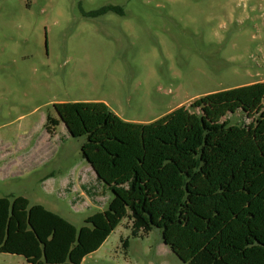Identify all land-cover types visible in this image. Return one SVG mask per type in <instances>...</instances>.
Masks as SVG:
<instances>
[{
  "label": "trees",
  "instance_id": "trees-1",
  "mask_svg": "<svg viewBox=\"0 0 264 264\" xmlns=\"http://www.w3.org/2000/svg\"><path fill=\"white\" fill-rule=\"evenodd\" d=\"M53 109L72 138H85L81 153L110 201L76 227L25 197H0V253L81 264L130 211L125 248L156 228L184 264H264V81L195 98L149 123L123 120L98 101ZM238 111L248 122L226 118ZM56 124L47 116L46 131Z\"/></svg>",
  "mask_w": 264,
  "mask_h": 264
},
{
  "label": "rangeland",
  "instance_id": "rangeland-1",
  "mask_svg": "<svg viewBox=\"0 0 264 264\" xmlns=\"http://www.w3.org/2000/svg\"><path fill=\"white\" fill-rule=\"evenodd\" d=\"M106 6L117 10L81 13ZM258 80L264 0H0V131L40 129L42 115L56 116L54 103L75 101L103 102L123 120L149 123L195 98ZM226 118L248 122L239 111ZM84 140L71 137L66 145L73 160L83 157ZM20 193L45 204L35 189ZM132 219L128 211L112 256L184 264L162 247L156 228H143L125 248Z\"/></svg>",
  "mask_w": 264,
  "mask_h": 264
},
{
  "label": "crops",
  "instance_id": "crops-1",
  "mask_svg": "<svg viewBox=\"0 0 264 264\" xmlns=\"http://www.w3.org/2000/svg\"><path fill=\"white\" fill-rule=\"evenodd\" d=\"M262 81L264 80L239 86ZM55 115L51 117L57 124L50 133L45 129L46 118L50 116L46 114L40 118V129L31 128L29 124L14 130L0 131V188L6 187V190L0 189V197H25L26 194L20 193L21 190L26 187L35 189L45 198V204L37 202V205H42L54 213L59 212L58 215L72 224L78 219L83 225L87 216L107 208L110 195L103 189L101 180L80 152L78 159L71 158L73 149L66 146L71 135L56 112ZM2 128L5 127L0 126V130ZM124 218L101 247L86 256L81 264H131L124 253V258L120 261L112 256L113 250L122 245L117 231L123 225ZM133 222L134 219L127 221L125 234L131 229ZM130 242L126 248H129ZM162 247L166 248L165 245ZM143 256H146V245ZM0 258L8 260L7 264H28L21 256L0 253Z\"/></svg>",
  "mask_w": 264,
  "mask_h": 264
}]
</instances>
